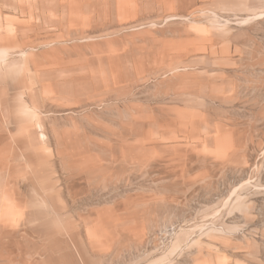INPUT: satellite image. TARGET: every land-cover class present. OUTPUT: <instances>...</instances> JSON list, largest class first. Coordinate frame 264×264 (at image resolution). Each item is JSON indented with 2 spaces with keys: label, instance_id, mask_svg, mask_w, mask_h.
<instances>
[{
  "label": "rangeland",
  "instance_id": "374dc122",
  "mask_svg": "<svg viewBox=\"0 0 264 264\" xmlns=\"http://www.w3.org/2000/svg\"><path fill=\"white\" fill-rule=\"evenodd\" d=\"M0 264H264V0H0Z\"/></svg>",
  "mask_w": 264,
  "mask_h": 264
}]
</instances>
